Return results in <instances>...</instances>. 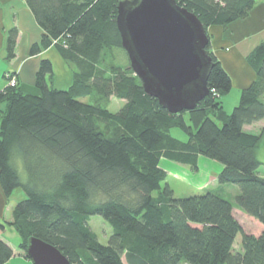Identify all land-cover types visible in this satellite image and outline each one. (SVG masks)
<instances>
[{
	"label": "trees",
	"instance_id": "1",
	"mask_svg": "<svg viewBox=\"0 0 264 264\" xmlns=\"http://www.w3.org/2000/svg\"><path fill=\"white\" fill-rule=\"evenodd\" d=\"M24 1L43 31L29 54L53 46L74 77L68 89H54L52 65L41 60L38 95L21 93L18 84L0 91V189L6 200L17 189L24 193L12 221L0 224V235L11 228L27 260L26 246L34 237L70 264H264V175L256 154L264 128L260 134L243 130L264 119V42L247 57L256 77L230 114L221 98L231 80L209 45L208 96L190 112L170 114L145 94L129 67L116 26L123 0ZM175 1L206 31L244 19L255 4ZM17 38L16 28L9 31L8 62L16 56ZM118 50L127 67L115 63ZM110 96L123 102L115 113L105 106ZM173 130L184 139L172 136ZM199 157L222 166L216 182L237 186L235 204L209 191L175 196L160 161L196 174ZM234 205L261 224L258 236L242 231ZM93 216L111 229L106 245L89 226ZM239 234L240 249L234 251ZM12 256L0 239V264Z\"/></svg>",
	"mask_w": 264,
	"mask_h": 264
},
{
	"label": "water",
	"instance_id": "2",
	"mask_svg": "<svg viewBox=\"0 0 264 264\" xmlns=\"http://www.w3.org/2000/svg\"><path fill=\"white\" fill-rule=\"evenodd\" d=\"M116 26L129 67L148 96L170 114L190 112L209 94V37L198 17L175 0H123ZM32 264H70L54 246L31 237Z\"/></svg>",
	"mask_w": 264,
	"mask_h": 264
},
{
	"label": "crops",
	"instance_id": "3",
	"mask_svg": "<svg viewBox=\"0 0 264 264\" xmlns=\"http://www.w3.org/2000/svg\"><path fill=\"white\" fill-rule=\"evenodd\" d=\"M14 28L18 30L16 56L8 62L6 61L5 50L6 38L9 31ZM207 33L210 41V52L231 80L229 93L221 98L222 110L226 114H230L238 104L241 92L256 77L254 70L247 62V57L256 46L264 42V0H255L253 8L244 19L234 21L226 27L210 26L207 28ZM42 35V29L37 25L24 0H0V91L7 87L6 74L10 73L16 78L21 93L38 95L35 87V76L41 60H48L52 65V87L54 89L66 90L71 86L74 69L60 57L53 46L42 49L35 56L29 54L30 47L35 43H39ZM263 128L264 119L244 126L243 130L250 134H260ZM178 139L183 140L184 136L182 135ZM263 144L264 132L256 153L262 168H264ZM160 167L167 173V177H175L178 180L186 177V186L195 191L202 190L222 170L220 164L199 157L198 171L205 169L209 179L196 181L199 179H197V176L190 174L187 166L162 162ZM11 199L12 197L6 200L0 189V224L12 221V211L16 203L12 202ZM9 230L12 229L7 227L6 232L9 233ZM12 231H10L11 236L13 235ZM3 235H0V239L10 246L9 240L3 238Z\"/></svg>",
	"mask_w": 264,
	"mask_h": 264
},
{
	"label": "rangeland",
	"instance_id": "4",
	"mask_svg": "<svg viewBox=\"0 0 264 264\" xmlns=\"http://www.w3.org/2000/svg\"><path fill=\"white\" fill-rule=\"evenodd\" d=\"M114 54H115V58H114L115 63L117 65L122 66V67H127L128 63H127V60H126L127 58H126L125 54L121 50L115 51ZM7 74H10V73H7ZM11 77L15 78L14 75H12V74H11L10 78ZM8 79L6 78L7 87L10 86ZM16 84H17V80H16ZM84 101L91 103V101H89L88 98L84 99ZM122 104H123V102L121 100H118V99L114 98L113 96H110L108 98V101L105 103V106L107 107V109L110 112L115 113L121 108ZM172 136L179 138V137H182V133L178 130H173ZM162 162L168 163L169 161L161 160L160 163H162ZM198 170H199V168H198ZM188 171L190 172V174L192 176H197V179H199V180H196V181L209 179V176H207L208 174H207L205 169H201L196 174H193L189 169H188ZM258 172L260 174H264V168L260 167L258 169ZM202 178H204V179H202ZM166 183H168L169 186L174 190V194L176 197H188V196H192V195H196V194H202V193L209 191V192H213V193H215V192L219 193L226 200H229L230 202H232V204H235L234 198L238 194L237 186L219 185L216 182V177L214 179H211L203 187L204 190L202 189L200 191H195L193 189L188 188V186H186V184H185V183H187L186 177H184L182 180H178L175 177L168 176ZM23 198H24L23 191L21 189H17L13 193L11 201L17 203L20 200H22ZM233 212H234V216H235L236 220L239 222V224L242 228V231L244 233L251 234L254 236H258L262 232L263 228H262L261 224H259L252 217H249L248 215L244 214L242 211L237 209L235 207V205H234V211ZM88 223H89L91 230L96 234L98 241L101 244L106 245L108 242V239L111 235V229L106 224V222H104V220L100 216H93V217H90V220ZM10 231H12V230H9V233L6 232L3 235V238H6L7 240H9L10 247L13 251L12 258L6 264H32L31 261L24 259L21 256L22 253L17 247L18 242H19V238H18L17 234L13 231H12L13 235L11 236ZM240 243H241V235L239 234L236 237V240L234 243V251H237L240 249Z\"/></svg>",
	"mask_w": 264,
	"mask_h": 264
},
{
	"label": "built area",
	"instance_id": "5",
	"mask_svg": "<svg viewBox=\"0 0 264 264\" xmlns=\"http://www.w3.org/2000/svg\"><path fill=\"white\" fill-rule=\"evenodd\" d=\"M10 76H11V74H6V78L9 80V85L10 86H15L16 85V79L15 78H13V77H11L10 78ZM212 92H214L213 90H212Z\"/></svg>",
	"mask_w": 264,
	"mask_h": 264
}]
</instances>
